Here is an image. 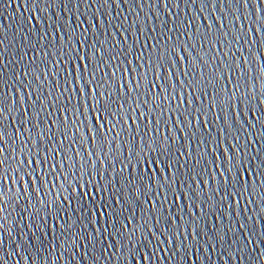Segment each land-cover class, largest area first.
<instances>
[{
	"label": "water",
	"instance_id": "95a60500",
	"mask_svg": "<svg viewBox=\"0 0 264 264\" xmlns=\"http://www.w3.org/2000/svg\"><path fill=\"white\" fill-rule=\"evenodd\" d=\"M156 41L162 59H135ZM89 54L101 70L97 82L116 87V71L126 95L120 103L141 105L136 123L129 109L128 129L117 138L119 159L101 166L88 161L80 140L83 128L92 151L83 116L73 126L66 112L65 125L59 111L73 103L79 109L74 74L83 71L81 56L93 71ZM133 68L147 69L151 81L147 92L134 87L135 102L123 81L127 69L135 85ZM234 93V108L217 103ZM0 96L7 169L6 183L0 180V264H264V175L257 176L264 173V0H0ZM186 115L197 123L185 125ZM149 136L159 151H149ZM139 147L159 165L133 170L128 149ZM29 159L32 175L20 182L23 172L14 168ZM230 166L236 188L225 184Z\"/></svg>",
	"mask_w": 264,
	"mask_h": 264
},
{
	"label": "snow or ice",
	"instance_id": "6c2138e0",
	"mask_svg": "<svg viewBox=\"0 0 264 264\" xmlns=\"http://www.w3.org/2000/svg\"><path fill=\"white\" fill-rule=\"evenodd\" d=\"M260 19V13L259 10H257V20ZM259 32V29H257ZM159 41H156V44H151L152 51L151 53H145L142 50H138L139 54L135 57L137 61L144 59L147 57L149 60L153 59H162L163 57L157 53V45ZM144 46L142 45V48ZM97 52H99V49H97ZM129 55H132V52L129 51ZM82 63L80 65L83 68V71L81 72L79 68L75 71L74 74V82L75 86L79 89V109L77 108V104L73 103L71 105V108H68L67 105H62L59 108L60 113L63 115V120L64 124L67 125L68 123V117L64 115L66 112H71L72 116L75 118L73 120V126H77V122L79 121V116H83V123L87 129L88 133L91 136L92 140V151H89L88 144H87V137L85 136V133L83 131V128H79L80 132V140L82 143H84L85 151L88 154V161L91 164H95L96 160L100 161V166L103 164L105 160H109L112 158L113 155L119 159L120 156V144L118 142V137L121 135L122 130H127L128 129V119L127 116L129 115V109H131V116L133 123H136V111L140 110V103L135 102V97H136V91L135 89H140L143 87L145 91H148V85L151 83V81L148 78V70H144L141 72H137L135 68L132 69V76L131 80L135 82V85L133 83L129 82V75H128V70L124 69V75H123V81L127 85V94L132 98V101L135 102V107H133L132 102H128V108L126 109L123 104L120 103V99H126L125 95V88L124 85L120 83L121 77L117 75L116 71L112 72V78L115 79L116 81V87H113L111 84L108 83L107 80H101L97 82V76L96 72L101 71L100 69H97L95 60H94V54H89L87 56V61L91 63V67L93 68V71H89V63H86L85 60L86 58L84 56H81L79 58ZM133 63L132 59L128 60L129 66H131ZM148 68H151L149 65ZM156 74H157V83H159V68L155 69ZM66 74L69 77H72V73H69L66 71ZM68 88L65 89V91H72V85H73V80L68 79ZM84 84L87 85V89L83 86ZM161 87H163L161 85ZM61 93H57V99H59ZM215 99V98H214ZM3 100V97L0 96V101ZM159 100V97L154 93H152V102L157 103ZM181 101H183V97H181ZM127 102V101H126ZM229 102L232 103V107H235V93L233 94L232 97H227V98H222L220 99L217 103L218 104H228ZM188 105L190 106L192 104L191 98H188L187 100ZM21 104H23V100L21 99ZM217 104H213V107H216ZM199 111V110H195ZM149 112H151V109H149ZM200 116H204L206 114V109L202 112H199ZM3 115L2 110H0V116ZM191 115V114H189ZM187 118L184 116V124L189 125L192 124L193 126L197 123V116L195 117L196 123L193 124V116L191 121L188 119V115H186ZM145 117V113L143 111H140V118L143 119ZM92 120H95V126L92 124ZM123 121L122 127L120 126V121ZM159 122V121H157ZM55 123V122H54ZM151 123V121H149ZM180 121H177V124H179ZM137 132H139V129H136ZM115 131L116 136L113 137L111 133ZM172 140L175 141V135H172ZM2 139V137H0ZM117 141L116 143V148L115 152L109 147L110 143L112 141ZM151 140L152 137L149 136V151H154L157 152L159 149H153L151 146ZM167 141H164V144H166ZM163 146V145H162ZM185 147H187L185 145ZM33 159H35L36 154L33 153ZM79 155V153H77ZM135 157L134 165H133V170H135V164H139L140 168H144L145 165H147L149 168H151V165L153 162H156L157 165H159V161L156 160H150L148 156L145 154V149L143 147H139V150L133 153V149L129 148L128 149V158L131 161L132 157ZM3 157V149L0 148V180H4L6 183V178L4 177V173L7 171V169L4 167L5 160L2 158ZM95 157V159H93ZM33 159L27 160V167L24 166L23 162L18 161L16 167L14 168V171H21L23 174L19 176V180L21 182V178H23L24 182V177L25 175L31 176L32 173L28 171L29 168H31V165L33 163ZM69 160H71V157H68ZM225 159L228 161V163L231 165V159L228 157V153L225 152ZM35 163L37 167L33 169V171L40 173L39 179L40 181L44 180V174L41 173L40 171V163L41 161L39 159H35ZM175 163V161H173ZM57 164L60 165L61 168V174L65 171L63 164L60 163V161H57ZM83 166V162H82ZM240 167V160L237 158L235 168ZM102 168V167H101ZM49 169L50 171L54 172L55 171V165H51L49 162ZM68 171L70 173L71 171V164H69ZM124 170L121 169V172ZM245 171H247V168L245 167ZM228 174L231 176L230 181H225V184L231 183V186L233 188H236L237 180H236V175L234 174L233 167H228L227 168ZM223 175V173L221 174ZM251 175V174H250ZM260 175H264V173H258L257 176L259 178ZM240 180L239 183L241 184V189L240 191H247V187L243 184V181L245 179L244 177V171H241L239 173ZM81 177H83V171H81ZM13 186H15V179L12 181ZM205 185H207L208 181H204ZM37 184L36 180L32 181L33 188L35 189ZM64 185L61 184L60 188L63 189ZM84 185H81V188H83ZM253 189L255 188V185H252ZM77 189L75 187L72 188V192L76 193ZM24 192H28L27 186L24 188ZM45 192L47 193V188H45ZM239 194V192L237 193ZM4 193L0 191V201H3ZM18 195V193H17ZM65 200L67 199V196L65 195ZM236 198V195L233 196V199ZM58 203V199L56 201ZM43 203V201H41ZM3 209H0L2 211ZM145 261H147V257L145 256ZM137 264H139V261H137Z\"/></svg>",
	"mask_w": 264,
	"mask_h": 264
}]
</instances>
